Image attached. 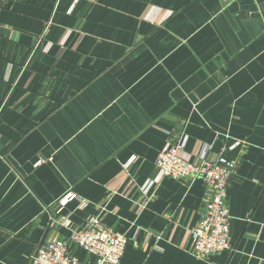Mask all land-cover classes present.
<instances>
[{
    "label": "crops",
    "instance_id": "0c3cea01",
    "mask_svg": "<svg viewBox=\"0 0 264 264\" xmlns=\"http://www.w3.org/2000/svg\"><path fill=\"white\" fill-rule=\"evenodd\" d=\"M181 138L236 163L232 250L207 259L185 236L201 181L142 191ZM103 208L128 240L119 264H264V0H0V264H28Z\"/></svg>",
    "mask_w": 264,
    "mask_h": 264
},
{
    "label": "built area",
    "instance_id": "2783aa9c",
    "mask_svg": "<svg viewBox=\"0 0 264 264\" xmlns=\"http://www.w3.org/2000/svg\"><path fill=\"white\" fill-rule=\"evenodd\" d=\"M185 141L186 138L170 139L165 143L155 161L156 177L142 191L143 194H149L146 193L148 188L154 185L156 189L165 178L176 181H201L209 198L201 219L194 227L185 230V236L191 245L190 254L196 259H207L232 250L229 237L227 189L235 174L236 163L223 154L211 160L208 155L209 146H203L197 156H192L185 151ZM238 145L239 142H234L227 150L231 151ZM135 160L136 158L133 157L122 165L125 178H128L127 174ZM131 184L132 180H129L125 190ZM145 196V202L137 205V211L144 210L147 202L152 198L151 195ZM74 198H76L75 194L66 193L57 201L55 209L60 210ZM104 212L103 208L97 216L90 217L81 229L72 231L67 241L55 239L38 245L28 264H88L75 255L74 250L77 248L93 258L94 264H119L128 240L124 234L104 224Z\"/></svg>",
    "mask_w": 264,
    "mask_h": 264
},
{
    "label": "water",
    "instance_id": "95a60500",
    "mask_svg": "<svg viewBox=\"0 0 264 264\" xmlns=\"http://www.w3.org/2000/svg\"><path fill=\"white\" fill-rule=\"evenodd\" d=\"M43 243V242H42Z\"/></svg>",
    "mask_w": 264,
    "mask_h": 264
}]
</instances>
